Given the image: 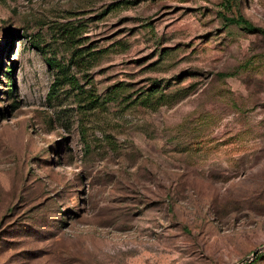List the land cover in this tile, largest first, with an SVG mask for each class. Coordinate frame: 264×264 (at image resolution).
Masks as SVG:
<instances>
[{
  "label": "rangeland",
  "instance_id": "rangeland-1",
  "mask_svg": "<svg viewBox=\"0 0 264 264\" xmlns=\"http://www.w3.org/2000/svg\"><path fill=\"white\" fill-rule=\"evenodd\" d=\"M0 264H264V0H0Z\"/></svg>",
  "mask_w": 264,
  "mask_h": 264
},
{
  "label": "trees",
  "instance_id": "trees-1",
  "mask_svg": "<svg viewBox=\"0 0 264 264\" xmlns=\"http://www.w3.org/2000/svg\"><path fill=\"white\" fill-rule=\"evenodd\" d=\"M226 19L231 23L242 25L248 31H254L257 29L250 21H248L242 16L239 18L232 17V18H226ZM48 61H49V64L52 65L53 61L51 59H49Z\"/></svg>",
  "mask_w": 264,
  "mask_h": 264
},
{
  "label": "water",
  "instance_id": "water-1",
  "mask_svg": "<svg viewBox=\"0 0 264 264\" xmlns=\"http://www.w3.org/2000/svg\"><path fill=\"white\" fill-rule=\"evenodd\" d=\"M260 250H256L253 252V257H256L259 254Z\"/></svg>",
  "mask_w": 264,
  "mask_h": 264
}]
</instances>
